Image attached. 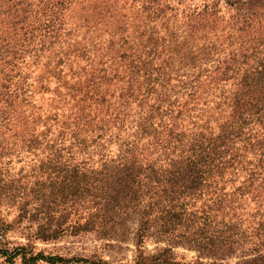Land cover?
<instances>
[{"label": "trees", "instance_id": "16d2710c", "mask_svg": "<svg viewBox=\"0 0 264 264\" xmlns=\"http://www.w3.org/2000/svg\"><path fill=\"white\" fill-rule=\"evenodd\" d=\"M233 7L0 0L3 262H65L34 241H122L132 219L126 264H264V0ZM18 156L30 172L2 173ZM22 220L35 226L9 247ZM151 230L166 242L145 253Z\"/></svg>", "mask_w": 264, "mask_h": 264}, {"label": "rangeland", "instance_id": "374dc122", "mask_svg": "<svg viewBox=\"0 0 264 264\" xmlns=\"http://www.w3.org/2000/svg\"><path fill=\"white\" fill-rule=\"evenodd\" d=\"M159 3H164L166 6L171 7L172 10L178 9L177 14L180 13L179 9L183 10H199L202 5L211 6L217 3V6L221 12H233V6L237 1L241 0H154ZM232 4V5H230ZM170 11V10H168ZM49 97L48 93H43L39 95H34L33 99L35 106L34 111H42V116L44 117L47 109L45 105H39L40 100H44ZM45 102V100H44ZM46 103V102H45ZM42 120V119H41ZM40 125V124H38ZM33 160L31 156L25 157H9L5 161L1 162L2 173L12 174L17 171L22 173H29V169L32 167ZM14 203L7 202L5 199L0 198V213L6 220L13 218ZM128 232L122 241H115L110 239L109 241H101L96 239L91 234H77V235H61L53 242L44 243L40 240H36L33 243L32 251H40L45 255H56L62 258L65 262H59L56 264H84V262L78 259L88 258L90 256L100 258L109 264H126L130 263L134 255V245L132 243V235L135 227V223L130 219L128 221ZM35 224L30 223L27 220H22L18 223V226L10 230L6 239L8 241V246H13L17 244H24L26 242L25 235L31 231ZM166 241L160 239L153 230L150 231L148 237L144 240L142 249L145 253H151L156 247L163 246ZM173 255L180 259L189 261L193 259L196 252L193 249H189L186 246L176 245L172 248ZM202 262H210V258H201ZM236 258L230 257L224 259L220 264H233ZM0 264H9L3 262L0 259ZM13 264H21L18 259L13 261ZM38 264H46L43 261L38 262Z\"/></svg>", "mask_w": 264, "mask_h": 264}]
</instances>
